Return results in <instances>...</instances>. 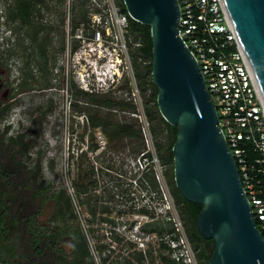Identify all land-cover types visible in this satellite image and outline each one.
I'll return each instance as SVG.
<instances>
[{
    "label": "built area",
    "instance_id": "built-area-1",
    "mask_svg": "<svg viewBox=\"0 0 264 264\" xmlns=\"http://www.w3.org/2000/svg\"><path fill=\"white\" fill-rule=\"evenodd\" d=\"M72 0H66L64 12L66 91L70 83L90 94L124 92L132 105L129 113L140 131L143 148L130 158L129 183L120 195L129 213L144 221L135 223L139 249L155 238L167 243L168 253L178 264H199L173 196L164 184V165L159 160L151 131V122L144 111V99L134 75L130 45L128 12L116 0H89L88 14L75 26L71 18ZM180 16L178 34L196 58L240 175L242 187L252 207L260 231L264 230V105L254 82L250 66L238 46V40L226 17L221 0H178ZM73 15V14H72ZM124 92V93H126ZM86 121V119H85ZM97 148L107 151V139L96 131ZM157 182L154 188L144 174ZM166 218L173 231L157 238L140 230L149 221L147 212ZM126 211H119L120 215ZM118 213V214H119ZM119 215V216H120ZM109 223V222H107ZM131 224V223H130ZM134 226V222H133Z\"/></svg>",
    "mask_w": 264,
    "mask_h": 264
},
{
    "label": "rangeland",
    "instance_id": "rangeland-1",
    "mask_svg": "<svg viewBox=\"0 0 264 264\" xmlns=\"http://www.w3.org/2000/svg\"><path fill=\"white\" fill-rule=\"evenodd\" d=\"M65 2L66 0L62 6L57 7V12L51 9L53 1L48 3L51 7L49 9L46 6L43 8L42 5L37 6L38 11L31 10V23L27 25L19 18L10 16V12L16 7V0H0V56L4 59V62L0 63V104H10L0 122V132L8 126L10 129L5 137L23 132L30 140L25 161L29 166L34 167L35 164L39 166V179L43 180L48 187L43 210L36 219L40 222L50 221V224H47L48 228L53 226L59 229L66 224L68 226L64 231H70L74 223L71 219H67L68 221L64 224L60 220L51 221L55 210L54 201L50 197L53 191L66 188L69 193L74 194L73 183L80 179L89 182L88 185H92L91 189L94 186L97 187L96 190H92L96 194V200H94L96 209L98 211L97 207L102 204L108 206V217L112 221L101 223L99 220L101 215L98 214L95 218H91L88 205L81 204L78 199L74 198L75 211L79 215L78 222L85 233L95 264H100L99 247L102 246L112 250L109 253L111 262L108 264H119V257H131L129 252L133 245L128 242V239L137 240L133 237L138 234L135 223L144 221L137 214L129 213L123 204V199L120 198L129 183V169L132 168L130 163L133 154L132 144L127 143L123 147L111 142L106 144L105 153L91 152L87 149L91 142L87 136L88 130L85 122L87 112L79 111L70 105L71 101H75L78 108H83L86 106L85 99L83 96L76 97L70 89L66 91L65 88L66 14L63 9ZM116 2L118 3L117 0ZM71 5L74 9L71 18L74 19L75 0H72ZM45 37L48 39L44 44L47 49L48 76L46 77H48V82L41 76L38 67L45 62L39 48V43ZM131 46L135 47L134 44ZM25 59L26 64H24ZM147 63L144 62L143 65ZM28 71L29 76L25 74ZM25 77L30 87L23 92H18V85ZM75 88H78L76 84ZM123 89L124 92L129 91L127 87ZM140 91L146 105L151 106L149 96L152 88L147 86L144 90L141 88ZM124 92L109 93V95L117 100L126 101L128 94ZM103 111L110 113L120 121L136 124L130 116L131 110L103 108ZM98 129L100 128L92 130L94 136ZM162 137L157 136L154 140L161 141ZM82 149L84 152L87 150L85 155L81 154ZM161 163L164 165V173H170L171 164H164L162 161ZM164 184L170 191L165 175ZM120 210L126 212L120 215ZM89 228L93 230L89 231ZM114 236H118L120 241H116ZM147 242L150 246H156L157 243L155 238H150ZM3 243L8 245L9 250L0 249V255L7 254L10 264L25 263L21 257L20 248L16 246L11 233L3 240ZM210 247L211 244H209ZM69 249L70 247L66 244L65 250L69 251ZM105 252L108 253L107 250ZM141 263L158 264L156 258L137 262V264Z\"/></svg>",
    "mask_w": 264,
    "mask_h": 264
},
{
    "label": "trees",
    "instance_id": "trees-1",
    "mask_svg": "<svg viewBox=\"0 0 264 264\" xmlns=\"http://www.w3.org/2000/svg\"><path fill=\"white\" fill-rule=\"evenodd\" d=\"M49 1H53L52 8L48 4L50 3ZM117 1L121 9L127 12L123 0ZM16 2V7L10 12V16L19 18L25 24L27 17L31 16V10H37V6L44 5L46 8L56 11L57 7L62 6L64 0H16ZM75 2L74 19H72L74 26L86 20L89 0H75ZM129 23L131 34L129 36H132L130 38L129 53L137 84L142 90L147 86L152 88L149 96V101L152 105H146L144 102V111L151 122L153 138H157L160 135L163 136L161 141L154 140L157 156L164 164H171V172H166L164 175L170 186V193L177 205V211L185 227L187 237L196 251L199 264H210V255L214 247L213 241L202 237L196 227V218L202 205L184 199L174 182L172 145L176 138L177 127L169 124L161 116L157 107V89L151 79L152 41L149 26L132 18L129 19ZM33 38L35 37L33 36ZM47 41L48 39L45 37L39 43L40 54L44 57L45 62L38 66L41 76L46 82H48V77H46L48 76L46 65L47 49L44 44ZM131 44H134L135 47H132ZM2 62H4V59L0 56V63ZM144 62L148 63L143 65ZM26 63L25 60L24 64ZM29 87L25 77L18 85V92H23ZM70 87L73 95L76 97L83 96L85 99L86 106L83 108H78V104L75 101H71L70 105L79 111L87 112L85 114V122L88 130L87 136L91 141L87 149L94 151L98 146L92 132L94 128L101 129L107 139V144L115 142L124 147L127 143H130L132 144V153L143 148L140 131L136 124L120 121V119L110 113L103 111V108L129 110L133 108L130 103L117 100L109 94L87 93L75 88L74 83H71ZM9 106V103L0 104V122L7 113ZM9 129L6 126L0 132V249L9 250L8 245L4 244L3 240L11 233L16 246L20 248L21 257L25 261L24 264H95L85 233L78 222L79 215L75 211L73 200L76 198L81 204H87L91 218H95L98 214L101 215L99 219L101 223L111 222L112 220L108 217V206L102 204L97 207L98 211L96 209L94 204L96 194L92 190H96L97 187L94 186L91 189L92 185H88L89 182L87 183L85 180L82 181L80 179V181H74L73 183L74 194L69 193L64 188L53 191L50 195L55 204L51 221L60 220L64 224L68 221L67 219H71L74 223L71 227L69 226L71 228L70 231H64L66 226H68L66 224L64 227L56 229L57 227L54 228L53 226L47 227L50 221H37L36 218L41 215L43 210L48 187L43 180L39 179V166L36 164L34 167L29 166L25 161V156L29 151L30 140L26 138L23 132L5 137ZM85 153H87V150L84 152L82 149L81 154L85 155ZM144 176L151 181L154 188L157 187V182L152 175L145 173ZM146 212L150 220L140 225L141 231L155 233L158 238H162L165 234L173 231L172 223L169 220L161 216H155L154 213ZM90 230L92 231L93 229L89 228ZM262 234L264 236V230H262ZM114 238L116 241H120L118 236H114ZM128 242L133 245L129 252L131 257H119V264L122 262L124 264H137V262H143L146 259L149 261V259L153 260L154 258H156L158 264H178L170 257L168 253L169 247L163 240H159L157 247L149 244L145 250L139 249L137 243L131 238L128 239ZM66 244L70 247L69 251L65 250ZM209 244H211L210 248ZM99 249L101 253H99L101 256L100 264L111 262L109 253L112 250L103 246L99 247ZM0 264H10L7 254L0 255Z\"/></svg>",
    "mask_w": 264,
    "mask_h": 264
},
{
    "label": "water",
    "instance_id": "water-1",
    "mask_svg": "<svg viewBox=\"0 0 264 264\" xmlns=\"http://www.w3.org/2000/svg\"><path fill=\"white\" fill-rule=\"evenodd\" d=\"M264 105V0H221ZM149 26L151 79L161 116L177 127L173 174L181 196L202 205L198 232L212 239L210 264H264V236L218 126L200 66L178 34V0H123Z\"/></svg>",
    "mask_w": 264,
    "mask_h": 264
},
{
    "label": "flooded vegetation",
    "instance_id": "flooded-vegetation-1",
    "mask_svg": "<svg viewBox=\"0 0 264 264\" xmlns=\"http://www.w3.org/2000/svg\"><path fill=\"white\" fill-rule=\"evenodd\" d=\"M44 7V5H42V8ZM27 25H29L31 23V20H30V15L27 17L26 19V22H25ZM27 59V58H26ZM25 59V60H26ZM28 60V59H27ZM59 64V63H58ZM29 71L27 72V76H29ZM70 86H71V83H70ZM155 234V233H154ZM156 235V234H155Z\"/></svg>",
    "mask_w": 264,
    "mask_h": 264
}]
</instances>
